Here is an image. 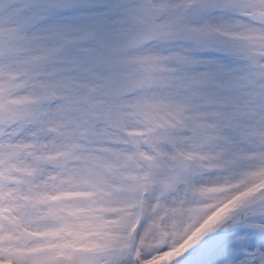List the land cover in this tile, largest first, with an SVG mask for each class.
Masks as SVG:
<instances>
[{
	"label": "snow or ice",
	"instance_id": "1",
	"mask_svg": "<svg viewBox=\"0 0 264 264\" xmlns=\"http://www.w3.org/2000/svg\"><path fill=\"white\" fill-rule=\"evenodd\" d=\"M64 30L83 36L68 61L79 77L19 95L18 81L32 78L24 41ZM133 114L171 124L177 167L197 156L194 174L217 173L214 183L264 182V0H0V121L75 116L91 129ZM107 189L102 177H73L69 190L28 195L0 179V264H149L173 251L137 244ZM214 199L193 231L222 207ZM167 264H264V189Z\"/></svg>",
	"mask_w": 264,
	"mask_h": 264
},
{
	"label": "rangeland",
	"instance_id": "2",
	"mask_svg": "<svg viewBox=\"0 0 264 264\" xmlns=\"http://www.w3.org/2000/svg\"><path fill=\"white\" fill-rule=\"evenodd\" d=\"M38 41L29 44L24 41L26 51L19 58L29 59L32 69L31 79L18 81L17 93L21 96L42 84L72 77L78 78L77 65L69 63L73 51L83 42V36L72 30L56 34L40 33ZM75 88V83H73ZM25 107V105H19ZM0 127V179L8 189L19 188L28 195L34 192L55 195L69 190L72 178L102 177L108 185L111 199L115 201L117 213L126 218L128 227L137 244L143 242L145 248L173 245V251L150 261L149 264L167 262L178 252L189 246L190 242L210 224L220 220L228 211L242 200L264 189V182L245 184L240 177L229 183H214L217 173L197 175L193 169L202 162L197 156L186 159L192 165L186 179L180 178L184 168L176 166V157L182 156L169 137L172 135L170 123L159 121L147 124L135 114L125 121L110 127H76L75 116L64 124L45 123L36 125L32 121L17 122L5 117ZM203 171L202 169H199ZM137 193L145 199L146 208L141 209ZM224 198L222 207L199 224L188 235L173 234L152 228L159 209L165 214L170 208H185L197 202L195 219L216 206L214 198ZM83 196L76 200L65 199L64 203L82 202ZM41 212L48 204L38 205ZM124 208V209H123ZM188 229L187 231H189ZM179 243L178 246L177 243Z\"/></svg>",
	"mask_w": 264,
	"mask_h": 264
},
{
	"label": "bare ground",
	"instance_id": "3",
	"mask_svg": "<svg viewBox=\"0 0 264 264\" xmlns=\"http://www.w3.org/2000/svg\"><path fill=\"white\" fill-rule=\"evenodd\" d=\"M144 199L143 196L139 195L137 193V199H136V208L138 200ZM202 199L199 197L198 200L194 201V204L188 205L185 208H170L168 210V213L165 214V211L163 208L159 209L158 215L155 217L154 222L152 224L153 229L162 230L163 232L167 233L168 231L173 234L171 231V228L176 229V233L173 234L174 236L177 235H188L190 231L193 230V226L196 224L197 220L195 219V213L198 208L196 205L197 202H200ZM143 209L146 208V202L144 199V203L142 202ZM124 209V208H123ZM190 229L189 231H187Z\"/></svg>",
	"mask_w": 264,
	"mask_h": 264
},
{
	"label": "water",
	"instance_id": "4",
	"mask_svg": "<svg viewBox=\"0 0 264 264\" xmlns=\"http://www.w3.org/2000/svg\"><path fill=\"white\" fill-rule=\"evenodd\" d=\"M0 123H1V121H0ZM180 176L182 179H185L188 176V172L187 171H181Z\"/></svg>",
	"mask_w": 264,
	"mask_h": 264
},
{
	"label": "clouds",
	"instance_id": "5",
	"mask_svg": "<svg viewBox=\"0 0 264 264\" xmlns=\"http://www.w3.org/2000/svg\"><path fill=\"white\" fill-rule=\"evenodd\" d=\"M161 264H166V262H164V261H161Z\"/></svg>",
	"mask_w": 264,
	"mask_h": 264
}]
</instances>
